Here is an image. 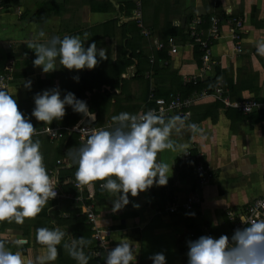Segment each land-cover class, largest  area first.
<instances>
[{
  "label": "crops",
  "instance_id": "crops-1",
  "mask_svg": "<svg viewBox=\"0 0 264 264\" xmlns=\"http://www.w3.org/2000/svg\"><path fill=\"white\" fill-rule=\"evenodd\" d=\"M102 1L104 4L99 7L109 4L115 10L98 11L97 0L2 1L0 76L8 74L6 68L10 65L11 79L6 92L16 99L21 112L25 108L24 117L37 130L33 140H39L41 147H45V157L51 154L57 157L47 167L53 188L60 187L61 192L66 191L74 199L49 200L34 219H26L23 224L0 221V241L12 252L20 251L25 264H36L42 248L36 240V230L60 228L69 237L91 240L84 249L88 264L104 263L92 254L96 247L92 224L86 219L83 204L75 199L80 191L71 185L77 165L67 153L82 146L80 134L70 132L68 129L72 126H67L75 112L66 106L62 120H54L48 126L38 122L32 116L34 97L38 93L58 88L63 99L67 93L76 95L81 89H88L83 101L90 114L81 115L73 126L88 121L97 130H111L112 118L120 113L137 115L157 109L159 99L167 107L177 99L182 102L191 99L192 104L162 114L165 118L186 117L188 123L202 130L193 135L184 129L172 137L178 144L189 145L187 151L192 152L189 159L183 151L159 153V159L173 164L166 186L154 184L136 198L129 194L128 205L115 213L112 211L115 194L101 189L99 182L91 188L83 187L88 203L94 206L97 225L113 231L109 250L121 239H128L135 249L133 264H154L150 257L157 253L165 255L166 264H188L189 241L206 234L215 239L230 237L229 212L240 216L264 198V57L256 53L255 47L258 41L264 40V0H142V14L136 22L140 33L137 31L130 38L123 24L131 22L132 14L125 12L134 13L137 3ZM213 17L220 22L217 37L209 33ZM191 20H201L197 32L210 45L209 52L199 44L193 45L195 39L186 31ZM236 21L242 24L241 28ZM66 26L73 28L65 29ZM40 30L49 39L79 36L86 48L95 42L98 49L106 50L108 59L97 57L99 62L93 70L79 72L63 68L57 60V70L45 74L33 66L35 53L26 45ZM144 30L151 37H145ZM239 31H242L241 38L236 40ZM167 37L175 38L180 47L178 54L170 55V46L166 50L151 48L157 42H166ZM237 44L241 46L240 52L236 50ZM134 52L138 57L133 56ZM206 53L208 61L204 60ZM151 55L154 61L149 62L150 57L148 61L143 59ZM191 76L194 78L190 79ZM28 81L30 87L25 86ZM227 98L231 102L257 101L262 108L243 113L226 108ZM48 128L57 131V138L48 134ZM74 139L76 144L70 145ZM199 162L208 169L209 181L203 186L197 183ZM72 167L75 172L67 175ZM195 193L202 203L188 214L181 205ZM175 205L177 210L170 213L169 209ZM16 241L21 244L18 246ZM58 253L53 264H77L62 245L58 246Z\"/></svg>",
  "mask_w": 264,
  "mask_h": 264
},
{
  "label": "clouds",
  "instance_id": "clouds-1",
  "mask_svg": "<svg viewBox=\"0 0 264 264\" xmlns=\"http://www.w3.org/2000/svg\"><path fill=\"white\" fill-rule=\"evenodd\" d=\"M26 45L35 53L33 66L41 68L45 74L57 70V60L63 68L79 72L93 70L99 62L97 57L108 59L105 49H98L95 42L86 48L79 36L49 39L40 30ZM255 47L256 53L264 57V40L258 41ZM30 85V81L25 84L26 87ZM34 103L32 116L47 126L64 118L66 106L82 115L90 114L86 102L73 93L61 99L58 88L38 93ZM112 119L114 127L111 130L94 131L82 146L69 149L67 155L77 165L78 187L91 188L99 182L101 189L115 194L112 200L115 213L128 205L129 194L136 198L154 184L167 185L173 164L159 159V153L168 150L189 154V145L178 144L173 135H180L184 129L197 135L202 130L188 123L186 117L165 118L155 110L137 115L123 112ZM35 135L37 130L21 113L16 99L0 90V221L23 224L26 219H34L48 201L56 197L40 151L41 143L33 140ZM246 224L247 227L236 229L231 239L202 236L189 241L188 264H264V219ZM36 240L42 246L36 264H53L61 245L77 264H88L84 249L91 240L72 238L60 228L47 227L36 230ZM15 243L19 246L21 241ZM135 259L132 242L121 239L107 252L105 264H133ZM150 259L154 264H166L163 253ZM0 264H25V259L20 251L12 252L0 241Z\"/></svg>",
  "mask_w": 264,
  "mask_h": 264
},
{
  "label": "built area",
  "instance_id": "built-area-1",
  "mask_svg": "<svg viewBox=\"0 0 264 264\" xmlns=\"http://www.w3.org/2000/svg\"><path fill=\"white\" fill-rule=\"evenodd\" d=\"M3 0H0V6L2 4ZM137 3V9L135 10V16L137 18L141 17V1L142 0H134ZM201 24V20H196L194 21L189 27H188V31L190 33L191 36L194 37L195 39V43L201 45V47H203L204 51L209 52L210 50V45L202 40V37L199 34V32H197V25ZM236 25L238 27H242V24L238 21H236ZM220 22L213 17L211 20V27L209 30V33H212V35H214L215 37H217V35L220 34ZM142 34L145 37H151L150 32L144 30L142 32ZM241 34L242 31H239L238 34L236 35V40H239L241 38ZM235 37V34L233 35V39ZM172 40V39H171ZM151 46V44H150ZM167 46L168 45L167 41L166 42H157L155 43L153 46H151V48H155L158 50H166L168 49ZM236 50L238 52L241 51V46L239 44H237ZM179 52V46L172 44V46H170V55H174L177 54ZM152 61H154V58H151ZM204 60L208 61L209 60V55L206 53L204 55ZM151 61V62H152ZM11 66L8 65L6 68V72H8V74L6 76L1 75L0 76V90L6 91L9 87L10 84V79L11 76L9 74V72H11ZM157 105L158 108L157 109H149V110H155L157 112V114H164V112H167L168 110H172V108L175 107H180L183 108L186 105L192 104L193 100L188 99L184 102L180 101L179 99H177L176 101H174V103H172L169 107L166 106V103L163 99H159L157 100ZM225 105L227 106V108H234V109H238L243 113H251L253 110L255 109H260L262 108V105L257 102V101H246V102H231L229 101V98L224 100ZM70 132L73 133H79L80 134V141L82 143V145L86 142V139L88 138L89 135H91L94 131H96L97 129L95 128L94 124L91 122H82L77 126H72L71 128L68 129ZM48 134L53 137V138H57L58 133L57 131H55L52 128H48L47 129ZM189 154H187L185 157L186 159H189L192 156V152L188 151ZM199 160V159H198ZM200 161V160H199ZM61 163V162H59ZM197 177H198V182L202 185L208 183L209 178H208V169H206L205 165L203 162H199L197 164ZM71 185L76 188L78 191H80V195L75 197L76 201H78L79 203L83 204V206L85 207V216L86 219L88 220V222L90 224H92V230H93V238L96 242V247L92 250V254L96 257L102 258L106 261V256H107V252L109 251V239L112 235V230L111 229H100V227H98L97 225V216L94 212V206L91 203H88V198L84 196V188H80L77 186V182L75 179V175L72 178L71 181ZM56 191V197L54 199H59V198H66V199H71L73 198L72 195L67 194V192H61L60 187L59 189L53 188ZM74 199V198H73ZM53 200V199H52ZM200 200L198 198H196L195 196L193 197H188L187 199H185V202L181 205L185 211L187 213H191L196 205L200 204ZM176 205L172 206L169 209L170 213H174L176 211ZM260 219H264V198L257 200L252 206L248 207L247 211L238 216L237 214L233 213V212H229V222L232 225V235L230 237H228L229 239H231V237L233 236L234 232L236 229H242L244 227H247V224L249 221L251 220H260ZM206 236H210L212 238H214L213 236L206 234ZM194 239L195 236H192ZM215 239V238H214Z\"/></svg>",
  "mask_w": 264,
  "mask_h": 264
},
{
  "label": "rangeland",
  "instance_id": "rangeland-1",
  "mask_svg": "<svg viewBox=\"0 0 264 264\" xmlns=\"http://www.w3.org/2000/svg\"><path fill=\"white\" fill-rule=\"evenodd\" d=\"M109 3V0H107V2H106V4H108ZM147 3H148V9H150L151 8V6L149 5V1H147ZM101 4H104V1H102V0H97V5H98V7L97 8H103V7H99V5H101ZM108 6H109V4H108ZM112 7V8H111ZM153 7V6H152ZM108 8V7H107ZM109 9L110 10H115V6H109ZM110 10H108V11H110ZM117 12H118V10H117ZM133 16V17H132ZM132 16L130 17V20H131V22L132 23H134L135 24V26H136V22L138 21V18L135 16V10H134V13H132ZM129 25V23H127V25H126V30H127V26ZM131 25H129L128 27H130ZM73 27L72 26H66L65 27V29H72ZM189 35V34H188ZM190 36V35H189ZM172 39V40H171ZM167 43H168V45H170V46H172V44H175V45H177V46H179L178 45V43L176 42V40H175V38L174 37H168L167 38ZM193 43V45L194 44H196L195 42H192ZM150 49V48H149ZM178 54V53H177ZM174 55H176V54H174ZM150 58H152V55L151 56H149ZM149 62H151V59H150V61ZM131 73H133V70H131ZM190 79H192V78H194L193 76H191V77H189ZM187 80H188V77L186 76L185 77V83H187ZM94 86V85H93ZM102 89H105V86L104 87H100V89H99V91L101 92L102 91ZM137 98V95H135V99ZM136 101H137V99H136ZM120 102H123L122 100L121 101H119V103ZM35 105V104H34ZM227 108V107H226ZM23 115L24 114H26V111H25V108H23V110H22V112H21ZM45 147H40V151H41V153H42V155H43V160H44V165H45V167H46V169H47V167L51 164H53L55 161H56V155L55 154H51V156H46L45 157ZM197 183H198V185H200V186H203L202 184H200L199 182H198V177H197ZM205 185V184H204ZM193 196H195L196 198H198L200 201H201V198L199 197V195L198 194H193V195H191V196H189V197H193ZM188 198V197H187ZM186 198V199H187ZM202 203V201L200 202V204ZM199 204V205H200ZM197 206V205H196ZM99 227V226H98Z\"/></svg>",
  "mask_w": 264,
  "mask_h": 264
},
{
  "label": "trees",
  "instance_id": "trees-1",
  "mask_svg": "<svg viewBox=\"0 0 264 264\" xmlns=\"http://www.w3.org/2000/svg\"><path fill=\"white\" fill-rule=\"evenodd\" d=\"M82 6V5H81ZM109 6H112V5H109ZM109 6H107V7H103V8H97V10L98 11H100V12H104L105 10L107 11V10H110L109 9ZM92 8V7H91ZM112 8V7H111ZM119 12H121V11H119ZM125 14L126 15H131L132 13H131V10H128V11H126L125 12ZM193 20V19H192ZM192 20L189 22V24L191 23H193L192 22ZM189 24L187 25V27H186V31L189 33V31H188V26H189ZM126 25H127V23H124L123 24V26H125L126 27ZM129 25H131L130 27H128ZM129 25L127 26V36L130 38V37H132V36H134V33H137V31L139 32V30H138V28H137V26H135V24H133L132 22H130L129 23ZM125 31H126V29H125ZM140 33V32H139ZM190 34V33H189ZM168 38V37H167ZM166 38V39H167ZM200 49V48H199ZM154 50V49H153ZM136 52V51H135ZM135 52H134V55L133 56H136V57H138L137 55H135ZM148 57L149 56H143V59H145V60H147L148 61ZM142 59V60H143ZM86 90H88V89H81L80 90V93L79 94H76L75 95V97L77 98V99H79V100H82L83 101V97H84V92H86ZM81 115L82 114H80V113H77V112H75L74 114H72V118H70V119H68V121H67V126L69 125V126H73L75 123H77V121L78 120H80V117H81ZM66 125V124H65ZM77 135V134H76ZM78 136V135H77ZM79 137V136H78ZM76 139H77V137H76ZM76 139H74V141L73 142H71L70 143V145H73V144H76V142H77V140ZM73 167L69 170V172H66L67 173V175L70 173V172H75V168L73 169ZM71 175V174H70ZM74 176V175H73ZM73 187V186H72ZM68 187H66L65 189H67ZM66 192V191H65ZM86 194V196H87V192L85 193ZM85 196V197H86ZM184 203V202H183ZM182 203V204H183ZM193 212V211H192ZM191 212V213H192ZM189 214V213H188Z\"/></svg>",
  "mask_w": 264,
  "mask_h": 264
}]
</instances>
